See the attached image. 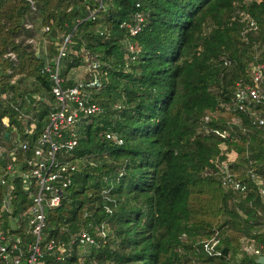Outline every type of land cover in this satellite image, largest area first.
<instances>
[{
  "label": "trees",
  "instance_id": "1",
  "mask_svg": "<svg viewBox=\"0 0 264 264\" xmlns=\"http://www.w3.org/2000/svg\"><path fill=\"white\" fill-rule=\"evenodd\" d=\"M136 13L143 20L130 35L120 24ZM38 32L45 49L33 44ZM263 38L264 0H0V146L26 138L23 111L33 114V137L44 127L53 101L44 65L57 67L63 87L90 62L83 79L100 81L91 91L100 112L75 129L74 179L42 230V244L82 230L96 243L44 253L38 264H257L242 246L264 253V196L251 176L264 184V129L222 104L249 82L255 56L264 61ZM221 162L243 192L221 186ZM8 192L0 185V231L31 242L30 199L14 180L5 208Z\"/></svg>",
  "mask_w": 264,
  "mask_h": 264
},
{
  "label": "built area",
  "instance_id": "2",
  "mask_svg": "<svg viewBox=\"0 0 264 264\" xmlns=\"http://www.w3.org/2000/svg\"><path fill=\"white\" fill-rule=\"evenodd\" d=\"M240 16L242 20L248 19L247 14L240 13ZM142 20L143 16L136 13L132 21H123L120 26L125 27L130 35H135L139 31ZM44 30H47V27ZM68 38L69 36L64 38V44ZM127 48L130 52L133 51L131 45ZM260 52L264 53V38ZM63 54L62 46L57 59ZM6 56L15 60L11 52H7ZM94 67L95 64L88 63L87 72ZM42 70L50 72L53 80L51 88L53 101L48 104L49 110L44 127L38 136L33 137L36 122L30 118L28 126L23 131L26 138L16 134L11 141L0 146V185L9 188L3 206L9 207L8 199L13 189V181L18 179L22 190L30 199L24 212L25 229L33 240L25 243L17 236L5 235L0 231V264H38V260L44 253H57L60 257L64 254L70 255L74 245L85 246L96 243L93 235L82 230L67 243L49 238L42 244V230L45 226L46 211L61 204L66 189L74 179L76 165L69 158L77 145L75 129L82 120L100 112V107L91 97V91L99 89L100 81L93 75L90 79L75 80L72 85L63 87L61 85L63 79L58 76L57 67L51 71L48 65H44ZM249 75V82L238 81L229 104H222V106L226 110L247 114L253 125L264 129V113L258 111L264 103V61L259 59L258 54L255 56ZM215 132L221 136L225 135L219 131ZM105 137L120 143V139L112 133H106ZM219 171V181L223 188L235 192L245 190V185L234 176L226 162L220 163ZM251 176L260 186L261 196H264L262 179L255 175ZM262 204L264 209V198H262ZM94 230L101 235L104 242L105 235L101 226H95ZM217 242L218 239L212 237L203 244L204 250L208 254H214V246ZM242 251L255 258L264 255L262 245L256 246L252 242L245 243Z\"/></svg>",
  "mask_w": 264,
  "mask_h": 264
},
{
  "label": "rangeland",
  "instance_id": "3",
  "mask_svg": "<svg viewBox=\"0 0 264 264\" xmlns=\"http://www.w3.org/2000/svg\"><path fill=\"white\" fill-rule=\"evenodd\" d=\"M35 40L37 39L38 41H35V43H33L35 46H36V44L38 45V43H39V41H41V44H42V47H41V49H45V47H46V45H47V41H46V39H42L41 38V35H40V32H38L37 34H36V36H34L33 37ZM30 42H32V40H29ZM32 48H34L33 46H32ZM36 51H40V50H38V49H35ZM37 53V52H36ZM87 71H88V68H87V65H80V66H78V67H75V68H73L71 71H70V73H69V77H72L73 78V80L75 81V80H80V79H83V78H85L86 77V73H87ZM23 113V118L25 119V121L24 122H27V120L29 119V118H31V115H33L32 113H31V111H23L22 112Z\"/></svg>",
  "mask_w": 264,
  "mask_h": 264
},
{
  "label": "water",
  "instance_id": "4",
  "mask_svg": "<svg viewBox=\"0 0 264 264\" xmlns=\"http://www.w3.org/2000/svg\"><path fill=\"white\" fill-rule=\"evenodd\" d=\"M4 136L7 137V136H8V133L6 132V133L4 134ZM255 262H256L257 264H264V255H260V256H258V257L255 259Z\"/></svg>",
  "mask_w": 264,
  "mask_h": 264
}]
</instances>
